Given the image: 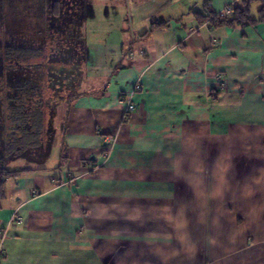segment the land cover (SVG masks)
Instances as JSON below:
<instances>
[{"label":"crops","instance_id":"crops-1","mask_svg":"<svg viewBox=\"0 0 264 264\" xmlns=\"http://www.w3.org/2000/svg\"><path fill=\"white\" fill-rule=\"evenodd\" d=\"M75 1L96 25L66 173L7 181L0 264H264L261 2L243 26L204 18L242 0Z\"/></svg>","mask_w":264,"mask_h":264},{"label":"rangeland","instance_id":"rangeland-1","mask_svg":"<svg viewBox=\"0 0 264 264\" xmlns=\"http://www.w3.org/2000/svg\"><path fill=\"white\" fill-rule=\"evenodd\" d=\"M65 2L67 0H0V54L3 53L5 47L43 49L48 44L50 51L59 48L60 51L69 54V58L65 60L66 63L56 61L57 59L48 61L49 73L53 67L54 72L63 75L59 76L60 79L69 84L71 77L66 76L65 78V74H70L74 70L75 73H78V78L81 81L84 80L85 70L82 69L85 57L82 52L84 39L77 35L84 33L89 36L96 24L91 7L88 8L89 21H86L77 1L74 0L75 4L72 6L65 5ZM106 11L110 14V6L106 10L102 7L100 16L102 15L104 18L107 14ZM104 22L101 23L103 25L97 31L105 32ZM42 74V71H36L38 79ZM25 75L23 72L22 76L25 77ZM50 94L52 91L47 88L45 95L49 99H47L45 107L46 127L44 133L42 132L41 142L36 147L28 148L30 143H37L38 137L23 132L22 141L20 140L23 149L21 158L6 159L5 163L9 169L35 167L38 164L40 167H46L48 176L53 179H59L66 173L64 164L62 166L58 164L57 143L61 140L60 130L67 103H65V98L55 100L51 98ZM70 98L67 96L66 100ZM4 107L7 110L5 104ZM4 132V125L0 119V156L4 152Z\"/></svg>","mask_w":264,"mask_h":264},{"label":"trees","instance_id":"trees-1","mask_svg":"<svg viewBox=\"0 0 264 264\" xmlns=\"http://www.w3.org/2000/svg\"><path fill=\"white\" fill-rule=\"evenodd\" d=\"M255 1L261 2V8L259 12L262 14L261 18L264 15V0H242L241 5H234L233 11L231 14L222 13H209L204 18L209 20L213 25L221 24H230V25H249L256 22V19L251 14V4ZM163 23L154 22L150 31L143 34L148 35L152 29L156 26H159ZM59 51L60 57L64 60L69 58V54L65 51H60L59 48H55L50 51V46L47 44V47L44 49H34V48H17V47H7L5 51L6 59L8 60H19L29 62L33 58L36 59L38 68L44 66V63L48 60L51 55H54L53 52ZM75 53V52H73ZM66 76L71 77L69 84L60 79L59 76H56L53 80L52 85V94L51 98L55 100L64 99L65 103L69 104L71 100L66 97H71L70 99H75L79 96L78 93L80 90V78H78V73H75L74 70L70 74L66 73ZM59 77V78H58ZM48 85L43 84V80L36 81H27L23 83L21 87L10 85L9 89L6 90V100L9 103V114L8 118L10 119L13 127L11 128L10 133H8L6 143L4 146L3 155L0 156V209L1 202L6 197L7 181L10 179H18L25 173H30L33 171V168L24 167L19 169H9L5 163V160L8 158H17L22 154V147L20 140L22 141L23 132L30 133L31 135H37L38 141L33 144L30 143L29 147H36L41 142L42 132L44 131V122H45V106L47 105L48 96L45 95L46 89L49 88ZM20 88V90L18 89ZM72 92V93H71ZM67 95V96H66ZM64 103V102H63Z\"/></svg>","mask_w":264,"mask_h":264},{"label":"flooded vegetation","instance_id":"flooded-vegetation-1","mask_svg":"<svg viewBox=\"0 0 264 264\" xmlns=\"http://www.w3.org/2000/svg\"><path fill=\"white\" fill-rule=\"evenodd\" d=\"M6 48H4V51L2 54H0V109H1V120L4 125V133H5V143L8 136V133H10L11 128L13 127V124L11 123L10 119L8 118L9 114V103L6 100V90L9 89L10 85L19 86L21 87L23 83L27 81H38L43 80V84L50 85L49 89H52L53 80L56 76L62 75L61 73L54 72V68L51 67V71L49 73L47 69V62L53 61L54 59H57L56 61H63L65 60L59 56L61 54L59 51L53 52L54 55H51L48 60L44 63V66L41 68H38L36 59H32L29 62L19 61V60H8L5 56ZM46 48V46L44 47ZM43 48V49H44ZM60 50V49H59ZM40 70L42 71V76L40 79L36 76V71ZM23 72H25V77L22 76ZM56 75V76H55ZM63 76V75H62ZM20 90V88H18ZM48 101V100H47ZM4 104L7 106V110L4 107ZM46 107V106H45ZM45 112V109H44ZM46 127V112H45V122H44V131ZM43 131V133H44ZM4 143V146H5ZM3 146V147H4Z\"/></svg>","mask_w":264,"mask_h":264},{"label":"built area","instance_id":"built-area-1","mask_svg":"<svg viewBox=\"0 0 264 264\" xmlns=\"http://www.w3.org/2000/svg\"><path fill=\"white\" fill-rule=\"evenodd\" d=\"M233 8H234V5H232V4L227 5V6L225 7L224 13H226V14H231L232 11H233ZM134 109H135V105H134L133 103L130 102V103L128 104L127 108H126V111L128 112V111H132V110H134ZM14 216L17 218L16 223H21V218H20V216H18V214H16V213H15ZM4 237H5V234H4L2 231H0V257L3 256L4 253H5L4 250H3V247H2V241H3Z\"/></svg>","mask_w":264,"mask_h":264}]
</instances>
